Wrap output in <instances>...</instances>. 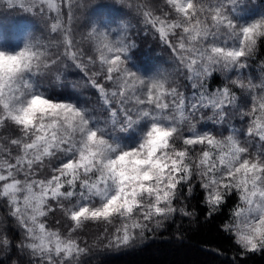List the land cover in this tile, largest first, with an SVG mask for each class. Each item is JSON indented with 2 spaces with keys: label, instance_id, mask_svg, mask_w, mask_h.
Returning <instances> with one entry per match:
<instances>
[{
  "label": "clouds",
  "instance_id": "9594fccd",
  "mask_svg": "<svg viewBox=\"0 0 264 264\" xmlns=\"http://www.w3.org/2000/svg\"><path fill=\"white\" fill-rule=\"evenodd\" d=\"M53 3L0 0L17 56L0 63V264H109L207 230L209 209L235 264L236 223L264 218V0Z\"/></svg>",
  "mask_w": 264,
  "mask_h": 264
},
{
  "label": "trees",
  "instance_id": "16d2710c",
  "mask_svg": "<svg viewBox=\"0 0 264 264\" xmlns=\"http://www.w3.org/2000/svg\"><path fill=\"white\" fill-rule=\"evenodd\" d=\"M109 264H234V261L226 240L201 230L183 239L164 232L149 235L145 243L111 254ZM249 264H264V255L257 253Z\"/></svg>",
  "mask_w": 264,
  "mask_h": 264
},
{
  "label": "snow or ice",
  "instance_id": "6c2138e0",
  "mask_svg": "<svg viewBox=\"0 0 264 264\" xmlns=\"http://www.w3.org/2000/svg\"><path fill=\"white\" fill-rule=\"evenodd\" d=\"M9 3H11V0H9ZM48 3L50 7H54L53 0H48ZM94 7L104 8L107 7V5L103 3V0H101V3L95 5ZM245 31L248 32L251 31V29L246 28ZM16 59L17 56L15 55L10 56L4 52H0V63L12 62ZM218 201L219 196H216L210 201V203L215 204L218 203ZM167 211L169 214L173 213V209L171 208H169ZM157 214L163 215L164 212L162 209H157ZM181 214L186 218L191 215V213H189L187 209H182ZM240 215L241 213L238 212L237 216ZM216 219L217 217L213 214L212 210L209 209L208 217L205 219L204 225H201L200 227L203 228L206 225L207 230L209 232H212V229L215 227L214 221ZM196 220L198 221L199 217H197ZM235 226L237 229H241L240 231L235 232L237 242L240 245V253L237 255L238 259L235 261V264H249V261L253 260L257 253L264 255V218H262L255 224H248L247 222H245L242 228L239 222H237ZM224 229L229 230V225L225 224ZM128 239L129 236L125 234L123 236V241L125 244Z\"/></svg>",
  "mask_w": 264,
  "mask_h": 264
}]
</instances>
